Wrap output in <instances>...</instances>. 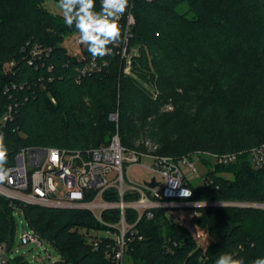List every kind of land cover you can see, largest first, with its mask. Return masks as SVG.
<instances>
[{
  "label": "trees",
  "instance_id": "obj_1",
  "mask_svg": "<svg viewBox=\"0 0 264 264\" xmlns=\"http://www.w3.org/2000/svg\"><path fill=\"white\" fill-rule=\"evenodd\" d=\"M47 1L0 0V135L6 164L24 148L85 150L107 145L116 133L125 148L144 150L136 146L140 137L169 126L174 135L160 139V155L240 153L235 162L221 165L233 179L210 170L201 186L188 185L189 198L178 201L264 205V171L250 157L264 145V0H137L130 50L139 53L131 75L115 53L86 76L80 73L84 60L63 46L74 26L49 12ZM100 7L95 0V10ZM9 106L13 118L2 122ZM167 106L172 112H163ZM112 113H118V123ZM205 158L199 160L206 166ZM137 198L128 194L124 200ZM105 199L120 200L115 193ZM19 209L38 238L59 252V263L113 264L89 243L90 233L104 227L88 210L11 204L0 196V242L10 248ZM194 209L195 224L211 238L205 250L187 227L168 217L167 208L152 209V217L145 212L137 224L138 213L127 209L126 221L135 225L127 248L133 263L215 264L222 252L243 257L245 264L264 257V209ZM103 218L117 222L120 211ZM11 263L30 264L24 257Z\"/></svg>",
  "mask_w": 264,
  "mask_h": 264
},
{
  "label": "built area",
  "instance_id": "obj_2",
  "mask_svg": "<svg viewBox=\"0 0 264 264\" xmlns=\"http://www.w3.org/2000/svg\"><path fill=\"white\" fill-rule=\"evenodd\" d=\"M136 1L129 0L128 8L119 20L122 31L120 41L109 45L111 55L116 53L121 56L126 75H131L133 58L139 53L137 48L130 50V42L136 26L133 12ZM74 33L77 34L79 43L76 29L72 34ZM80 46L83 49L81 58L84 60L80 68L81 76L99 70L101 58H93L87 51L86 45L80 44ZM169 109H172V106L166 107V110ZM12 118L13 108L9 106L2 122H8ZM110 119L118 123V113H112ZM145 143L147 150H129L122 145L120 136L116 133L107 145L85 150L24 148L17 153L14 163L5 165L7 176L0 181V196L10 200L11 204L18 201L26 205L88 210L104 227L93 230L88 236L92 248L96 251L102 249L106 258L111 259L113 264H125L128 242L131 240L129 234L135 226L126 221L127 209L138 213L137 224L145 212L152 217L150 211L154 208L183 207L179 205L190 204L189 202L171 203V201L186 199L192 195L188 185L198 173L195 158L199 159L201 155L213 156L220 164L227 165L235 162L240 155V153L200 152L195 154L193 159L189 156L174 159L158 154L157 146H153L150 141ZM250 157L254 167L264 171V145L253 148ZM143 158L152 160L153 165L149 169L160 175L161 180L154 177L161 184L160 186L151 188L146 183L138 186L127 178L126 172L129 167L140 163ZM58 180H62L67 187L65 198L57 197ZM148 182L151 183L152 179ZM112 193L119 196L118 202L105 199V196H111ZM128 194L138 195V198L125 201L124 197ZM114 209L120 211V220L106 222L103 214ZM21 242L22 244L34 242L42 246L45 241L40 240L28 226L21 235ZM10 252L11 248L6 243L0 242V264H12ZM59 262L60 260L57 264H61Z\"/></svg>",
  "mask_w": 264,
  "mask_h": 264
},
{
  "label": "rangeland",
  "instance_id": "obj_3",
  "mask_svg": "<svg viewBox=\"0 0 264 264\" xmlns=\"http://www.w3.org/2000/svg\"><path fill=\"white\" fill-rule=\"evenodd\" d=\"M45 8L53 13L62 15L60 8L58 7V3L53 0H48L44 4ZM63 46L67 50L68 54L71 56H75L81 58L83 56V49L77 41V34H66L65 39L63 41ZM172 109L166 110V107L163 108L164 113L172 112ZM173 128L169 126H163V129H159L157 127L151 128L150 131L144 134V136L138 139L136 146L143 147L144 150H147L148 147L145 142L150 141L153 146H157L158 150L162 147V143L160 141L163 139H171L174 135ZM198 173L192 181V184L199 187L203 184V180L205 179V175L208 171L213 169H219L221 171V175L226 178L233 179L234 176L230 174L228 169L221 167L216 158L213 156H207L205 158V165L198 159L195 158ZM209 163V165H208ZM153 165L152 160L148 158H143L140 163L132 165L129 167L126 172V176L130 181L138 186H143L146 182L150 181L154 177L157 180H161V177L158 173L153 172L149 169ZM67 194V187L63 183L62 180L57 181V197L65 198ZM184 202V201H183ZM171 203H182V201L172 200ZM237 205L239 207H244L242 203H217L219 207H224L226 205ZM198 204H185L179 205L183 207H169L167 208L168 217L180 223L181 225L187 227L192 234L197 239L198 244L205 250L209 245L211 238L207 229L199 228L194 221V217L197 215V210L194 209ZM15 223H16V231L14 237V244L11 248L10 258L14 259L17 257H24L30 264H57L60 260L59 252L48 242H43L42 246H39L37 243L31 242L29 244H22L21 235L23 234L25 229H28L27 221L24 214L21 210H15ZM125 264H134L133 260L126 254Z\"/></svg>",
  "mask_w": 264,
  "mask_h": 264
},
{
  "label": "clouds",
  "instance_id": "obj_4",
  "mask_svg": "<svg viewBox=\"0 0 264 264\" xmlns=\"http://www.w3.org/2000/svg\"><path fill=\"white\" fill-rule=\"evenodd\" d=\"M129 0H101L100 10H95V0H58V7L67 27L73 26L79 34V43L87 46L93 58L109 55V45L122 37L119 20L128 8ZM7 148L0 135V181L7 176ZM187 195L190 193L186 192ZM215 264H245L243 257H234L229 252L217 256ZM250 264H264V257H257Z\"/></svg>",
  "mask_w": 264,
  "mask_h": 264
},
{
  "label": "water",
  "instance_id": "obj_5",
  "mask_svg": "<svg viewBox=\"0 0 264 264\" xmlns=\"http://www.w3.org/2000/svg\"><path fill=\"white\" fill-rule=\"evenodd\" d=\"M146 185L149 186V187H151V188H154L156 186H160L161 184L159 182H157L155 178H153L152 179V182L151 183L146 182ZM204 205L205 206H210V205L215 206L217 204H204L203 203V204H198L197 206H204ZM232 206H237V205L232 204ZM244 206L264 209V205L249 204V205H244Z\"/></svg>",
  "mask_w": 264,
  "mask_h": 264
}]
</instances>
